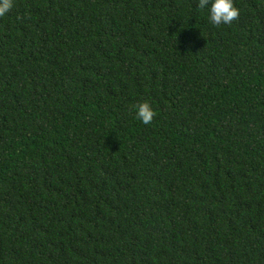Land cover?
Instances as JSON below:
<instances>
[{"label":"trees","instance_id":"16d2710c","mask_svg":"<svg viewBox=\"0 0 264 264\" xmlns=\"http://www.w3.org/2000/svg\"><path fill=\"white\" fill-rule=\"evenodd\" d=\"M234 3L14 0L0 264H264V0Z\"/></svg>","mask_w":264,"mask_h":264},{"label":"clouds","instance_id":"9594fccd","mask_svg":"<svg viewBox=\"0 0 264 264\" xmlns=\"http://www.w3.org/2000/svg\"><path fill=\"white\" fill-rule=\"evenodd\" d=\"M210 6L209 21L212 25L219 27L221 25H230L238 20L240 9L235 6L234 0H198V7L204 9ZM14 6V0H0V17H3L11 11ZM136 118L145 125L151 124L156 113L148 101H144L135 106Z\"/></svg>","mask_w":264,"mask_h":264}]
</instances>
